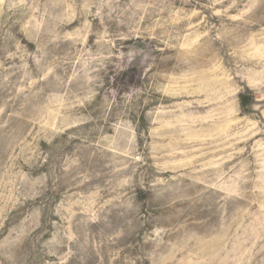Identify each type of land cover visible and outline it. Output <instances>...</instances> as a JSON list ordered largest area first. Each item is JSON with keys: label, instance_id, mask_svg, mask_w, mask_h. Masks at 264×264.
Wrapping results in <instances>:
<instances>
[{"label": "rangeland", "instance_id": "obj_1", "mask_svg": "<svg viewBox=\"0 0 264 264\" xmlns=\"http://www.w3.org/2000/svg\"><path fill=\"white\" fill-rule=\"evenodd\" d=\"M0 264H264V0H0Z\"/></svg>", "mask_w": 264, "mask_h": 264}, {"label": "trees", "instance_id": "obj_2", "mask_svg": "<svg viewBox=\"0 0 264 264\" xmlns=\"http://www.w3.org/2000/svg\"><path fill=\"white\" fill-rule=\"evenodd\" d=\"M130 69H132V68H128L125 72H124V78L125 77H127L128 75H129V73H130ZM245 98V97H244ZM248 100H243V102H247Z\"/></svg>", "mask_w": 264, "mask_h": 264}, {"label": "water", "instance_id": "obj_3", "mask_svg": "<svg viewBox=\"0 0 264 264\" xmlns=\"http://www.w3.org/2000/svg\"><path fill=\"white\" fill-rule=\"evenodd\" d=\"M138 44V43H137Z\"/></svg>", "mask_w": 264, "mask_h": 264}]
</instances>
